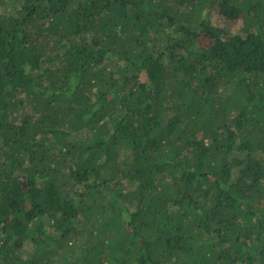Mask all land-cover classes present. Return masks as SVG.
Returning a JSON list of instances; mask_svg holds the SVG:
<instances>
[{"label": "trees", "instance_id": "obj_1", "mask_svg": "<svg viewBox=\"0 0 264 264\" xmlns=\"http://www.w3.org/2000/svg\"><path fill=\"white\" fill-rule=\"evenodd\" d=\"M0 264H264V0H0Z\"/></svg>", "mask_w": 264, "mask_h": 264}, {"label": "rangeland", "instance_id": "obj_2", "mask_svg": "<svg viewBox=\"0 0 264 264\" xmlns=\"http://www.w3.org/2000/svg\"><path fill=\"white\" fill-rule=\"evenodd\" d=\"M219 17H220V16H219ZM216 19H217V18H215V15H212V17H211V22H213V24L216 23Z\"/></svg>", "mask_w": 264, "mask_h": 264}]
</instances>
